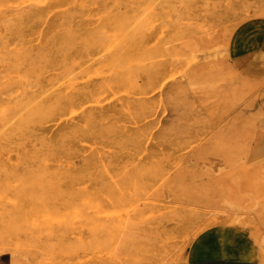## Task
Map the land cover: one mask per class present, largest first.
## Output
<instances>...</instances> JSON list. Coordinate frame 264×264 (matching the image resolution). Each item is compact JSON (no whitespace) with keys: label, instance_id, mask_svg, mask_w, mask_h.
Here are the masks:
<instances>
[{"label":"rangeland","instance_id":"374dc122","mask_svg":"<svg viewBox=\"0 0 264 264\" xmlns=\"http://www.w3.org/2000/svg\"><path fill=\"white\" fill-rule=\"evenodd\" d=\"M132 14L153 54L146 66L159 67L144 90L153 133L182 138L94 142L82 161L39 160L9 157L0 128V239L70 264H181L193 253L264 264V84L241 88L229 55L237 29L264 21V0H133Z\"/></svg>","mask_w":264,"mask_h":264},{"label":"bare ground","instance_id":"6f19581e","mask_svg":"<svg viewBox=\"0 0 264 264\" xmlns=\"http://www.w3.org/2000/svg\"><path fill=\"white\" fill-rule=\"evenodd\" d=\"M132 9L133 0H0V128L11 138L9 157L82 161L94 142L182 138L181 131L153 133L155 107L144 90L159 67L146 66L153 54L137 37ZM218 16L210 3L207 18ZM232 69L241 88L263 89ZM176 89L178 103L188 104L191 92ZM12 142H19L15 151ZM3 252L70 264L24 242L0 239ZM230 253L248 255L239 248Z\"/></svg>","mask_w":264,"mask_h":264},{"label":"crops","instance_id":"0c3cea01","mask_svg":"<svg viewBox=\"0 0 264 264\" xmlns=\"http://www.w3.org/2000/svg\"><path fill=\"white\" fill-rule=\"evenodd\" d=\"M233 68L248 79L264 84V21H254L237 29L229 46ZM187 264H256L250 258L200 257L195 253ZM0 264H34L17 252L0 253Z\"/></svg>","mask_w":264,"mask_h":264}]
</instances>
